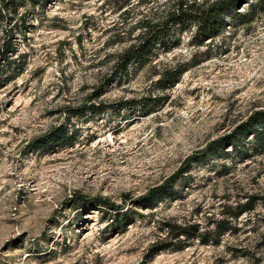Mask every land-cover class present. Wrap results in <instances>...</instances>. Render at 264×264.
Segmentation results:
<instances>
[{
  "label": "rangeland",
  "instance_id": "374dc122",
  "mask_svg": "<svg viewBox=\"0 0 264 264\" xmlns=\"http://www.w3.org/2000/svg\"><path fill=\"white\" fill-rule=\"evenodd\" d=\"M181 1L216 0L27 1L15 15L0 0V47L14 45L0 66V264H253L243 247L264 257L263 201L219 245L151 255L164 221L215 230L264 195V156L196 155L264 108V0L226 15L213 41L186 22L122 73L133 27L164 24ZM164 73L180 74L175 86L160 85ZM189 157L166 198L138 202Z\"/></svg>",
  "mask_w": 264,
  "mask_h": 264
},
{
  "label": "trees",
  "instance_id": "16d2710c",
  "mask_svg": "<svg viewBox=\"0 0 264 264\" xmlns=\"http://www.w3.org/2000/svg\"><path fill=\"white\" fill-rule=\"evenodd\" d=\"M27 1H31L34 5L40 4L45 7L51 0H5V7L10 14L13 13L15 15L18 13L17 10L19 6L26 4ZM253 3V0H216L212 5L207 6L203 4V6H200L196 2L187 4L181 1L172 9V14L168 16L164 24H156L144 20L140 21L131 31L133 32L137 27L141 28V32L135 36V43L131 44L130 47L122 53V73H127L129 71V66L134 61L139 60L141 63L145 58L149 57L159 42L170 39L178 27H185L184 25L186 22H194V24L198 26V36L202 38V41H207L208 39L213 41L219 34L222 25L225 23L226 15L235 13L239 18L248 16L255 12ZM244 5H249V9L240 11L241 8H244ZM128 10H125V13H128ZM1 16L3 15L1 14ZM122 16L125 15L123 14ZM13 46V41H8L0 47V66L2 60H5V63L10 66V53L14 51ZM180 74L172 76L169 75V73H164L160 80V85L163 88L175 86L179 80ZM112 78H114L113 75ZM219 153H223L225 156H237L241 158L251 157L253 161L258 160L260 156L263 157L264 108L252 110L250 116L244 122L237 125L229 133L208 143L207 146L196 155L200 157V159H207L212 156H217ZM193 160V157H189L176 174L168 178L162 185L150 190L144 199H140L138 202L145 207H151L154 201L166 198L176 183L189 171L191 161ZM259 201L264 202V195L253 194L248 196L245 202L237 204L236 209L238 211L232 213V217H227L226 220L218 223L215 230L203 231L198 223L182 224L164 221L160 227L161 236H159L157 242L154 243L151 255L166 249L174 248L178 244H180L181 249H184L194 241H198L203 245H219L227 234H231L234 229L235 232L237 231V228L231 227V223L233 221H238L244 214L253 211ZM109 208L114 209L112 206H109ZM116 218H122V220H124L126 219V214H117ZM226 225L228 226L225 228L224 226ZM238 250L244 256L253 257V264H264L263 256L257 254L251 255L245 247Z\"/></svg>",
  "mask_w": 264,
  "mask_h": 264
}]
</instances>
